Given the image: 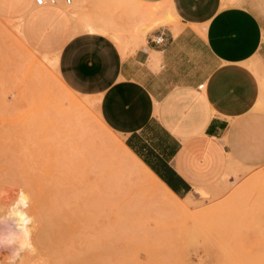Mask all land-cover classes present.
Returning <instances> with one entry per match:
<instances>
[{"label": "rangeland", "instance_id": "1", "mask_svg": "<svg viewBox=\"0 0 264 264\" xmlns=\"http://www.w3.org/2000/svg\"><path fill=\"white\" fill-rule=\"evenodd\" d=\"M106 12L0 0V264H264V164L170 196L61 77L48 29L108 32Z\"/></svg>", "mask_w": 264, "mask_h": 264}, {"label": "crops", "instance_id": "2", "mask_svg": "<svg viewBox=\"0 0 264 264\" xmlns=\"http://www.w3.org/2000/svg\"><path fill=\"white\" fill-rule=\"evenodd\" d=\"M76 3L94 17L107 8L108 32L75 31L76 18L49 28L61 77L100 96L107 125L176 195L264 164V93L250 65L264 68V0Z\"/></svg>", "mask_w": 264, "mask_h": 264}, {"label": "bare ground", "instance_id": "3", "mask_svg": "<svg viewBox=\"0 0 264 264\" xmlns=\"http://www.w3.org/2000/svg\"><path fill=\"white\" fill-rule=\"evenodd\" d=\"M40 6V5H39ZM45 6H48V4H45V5H41L40 7H45ZM90 28V27H89ZM91 29V28H90ZM93 29V28H92ZM58 60V59H57ZM41 64V63H40ZM64 83V82H63ZM68 88V87H67ZM69 89V88H68ZM67 89V90H68ZM70 91V90H69ZM74 105V104H72ZM102 120V118L100 119ZM103 121V120H102ZM101 122V121H100ZM104 122V121H103ZM102 123V122H101ZM103 124V123H102ZM106 124V123H105ZM104 124V125H105ZM124 147H125V150L127 151L128 154H130L135 160L136 162L140 165L141 167V170L143 169L146 174L148 175V178H149V181L151 183L155 182L157 183L158 185H160L162 187V189H164V191L170 195V196H175L176 194L171 190L169 189V187H167L152 171L151 169H149V167H147L133 152L132 150H130L124 143ZM147 177V176H146ZM179 202V201H178ZM175 203V202H174ZM176 204V203H175ZM178 206V204H176ZM189 211V207L184 205V204H180L179 202V206L178 207H175L174 209H172V212L175 213L176 212V215H178L179 217H182L185 215V213ZM87 264H100L98 262H93V263H89V262H86Z\"/></svg>", "mask_w": 264, "mask_h": 264}, {"label": "built area", "instance_id": "4", "mask_svg": "<svg viewBox=\"0 0 264 264\" xmlns=\"http://www.w3.org/2000/svg\"><path fill=\"white\" fill-rule=\"evenodd\" d=\"M74 0H35V3L37 5H45V4H57V3H63L65 5H71L73 3ZM166 39V35L164 33H160L159 35H157L154 40L157 43H161L163 41H165Z\"/></svg>", "mask_w": 264, "mask_h": 264}]
</instances>
